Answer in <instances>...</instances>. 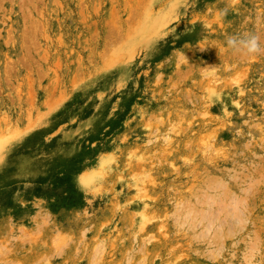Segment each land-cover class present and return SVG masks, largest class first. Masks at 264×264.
I'll return each instance as SVG.
<instances>
[{
	"label": "rangeland",
	"instance_id": "374dc122",
	"mask_svg": "<svg viewBox=\"0 0 264 264\" xmlns=\"http://www.w3.org/2000/svg\"><path fill=\"white\" fill-rule=\"evenodd\" d=\"M247 33L264 0H0V264H264Z\"/></svg>",
	"mask_w": 264,
	"mask_h": 264
},
{
	"label": "clouds",
	"instance_id": "9594fccd",
	"mask_svg": "<svg viewBox=\"0 0 264 264\" xmlns=\"http://www.w3.org/2000/svg\"><path fill=\"white\" fill-rule=\"evenodd\" d=\"M227 48L236 55L252 57L264 51V45L254 33L230 36L226 40ZM184 55V54H182Z\"/></svg>",
	"mask_w": 264,
	"mask_h": 264
}]
</instances>
